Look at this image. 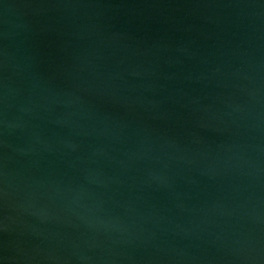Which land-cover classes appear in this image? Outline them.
Here are the masks:
<instances>
[{
    "label": "water",
    "instance_id": "95a60500",
    "mask_svg": "<svg viewBox=\"0 0 264 264\" xmlns=\"http://www.w3.org/2000/svg\"><path fill=\"white\" fill-rule=\"evenodd\" d=\"M0 264H264V0H0Z\"/></svg>",
    "mask_w": 264,
    "mask_h": 264
}]
</instances>
